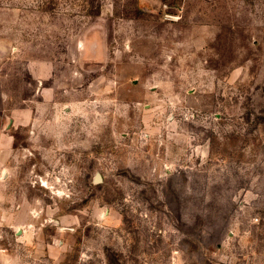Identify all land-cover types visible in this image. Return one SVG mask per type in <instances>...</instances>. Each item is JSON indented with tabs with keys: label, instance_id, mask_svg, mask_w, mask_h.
<instances>
[{
	"label": "rangeland",
	"instance_id": "1",
	"mask_svg": "<svg viewBox=\"0 0 264 264\" xmlns=\"http://www.w3.org/2000/svg\"><path fill=\"white\" fill-rule=\"evenodd\" d=\"M2 132L0 264H264V0H0Z\"/></svg>",
	"mask_w": 264,
	"mask_h": 264
},
{
	"label": "crops",
	"instance_id": "2",
	"mask_svg": "<svg viewBox=\"0 0 264 264\" xmlns=\"http://www.w3.org/2000/svg\"><path fill=\"white\" fill-rule=\"evenodd\" d=\"M11 115V120L12 122H14L16 119H19L20 117H22L21 115L25 114V111L24 110H17V111H12L10 113ZM19 124V123H18ZM10 136L9 135H6L4 134L3 132L0 134V145L3 146V147H7V145L10 143Z\"/></svg>",
	"mask_w": 264,
	"mask_h": 264
}]
</instances>
